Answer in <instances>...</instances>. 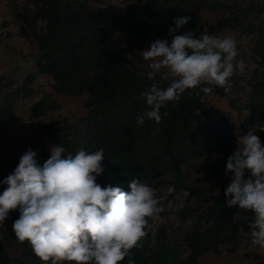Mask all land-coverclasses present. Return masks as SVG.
I'll use <instances>...</instances> for the list:
<instances>
[{
  "label": "trees",
  "instance_id": "trees-1",
  "mask_svg": "<svg viewBox=\"0 0 264 264\" xmlns=\"http://www.w3.org/2000/svg\"><path fill=\"white\" fill-rule=\"evenodd\" d=\"M7 1L10 12L0 24V44L3 37L15 35L33 43L34 49L24 60L14 62L10 74L0 75V170L5 172L0 174V194L7 188L3 181L29 148L37 151L41 166L55 144L65 148V158L80 150L103 148L102 166L120 152L117 172L141 167L134 174L147 176L153 171L159 184L156 192H167L160 197L165 207L160 219L173 218L174 224L158 226L151 250L130 254L135 264H200L207 253L219 252V246L227 242L235 246L254 213L228 206L225 190L233 174L224 173L239 137L252 130L264 143V34L257 33L251 19V12L264 13L263 2L240 0L239 6L236 0H125L115 9L105 0L96 7L83 0H0V6ZM240 9L246 14L240 16ZM203 12L210 16L204 33L230 35L237 49L243 37L233 27L246 24L247 33L254 36L257 74L246 87L233 74L228 93L207 84L188 89L178 102H166L161 108V123L145 118L144 125L138 126L137 118L149 108L142 93L153 83L146 76L149 62L140 53L158 39L170 44L168 32L177 17H192L177 34L191 30L199 36L197 14ZM12 49L24 52L16 45ZM44 78L50 79L47 87ZM156 82L162 88L170 83L159 76ZM203 87H212L213 92L204 94ZM39 94L40 99L34 100ZM219 95L226 103L225 114L214 111L213 100ZM27 99L32 102L31 119L39 123L30 137L16 122ZM6 128L11 133L5 134ZM22 139L25 144L18 147ZM149 146L157 151L154 161L146 159ZM250 176L246 170L245 179ZM170 187L175 191L169 193ZM185 190L189 196L183 207L170 212L167 203ZM19 215L18 207L0 224V264H45L27 242L22 244L15 237L12 223ZM255 258V264H264V255ZM128 260L125 257L120 264Z\"/></svg>",
  "mask_w": 264,
  "mask_h": 264
},
{
  "label": "clouds",
  "instance_id": "clouds-1",
  "mask_svg": "<svg viewBox=\"0 0 264 264\" xmlns=\"http://www.w3.org/2000/svg\"><path fill=\"white\" fill-rule=\"evenodd\" d=\"M236 1L239 6L243 4ZM239 14L246 13L240 9ZM191 19L175 18V27L168 32L171 43L158 39L140 53L149 62L146 76L153 83L149 91L142 93L149 108L137 118L138 126L144 125L145 118L161 123V108L166 102H178L188 89L207 84L228 93L233 74L241 78L245 87L257 74L258 66L254 72L249 67L250 58L255 60L254 36L247 33L246 24L233 27L243 37L237 49L230 35L214 36L200 28L199 36L191 30L177 34ZM251 19L256 22L257 33L264 34V13L251 12ZM246 38H251L249 46ZM158 76L160 81H170L166 88L156 82ZM212 87L201 91L210 94ZM213 106L215 112L225 114L226 103L221 95L213 100ZM237 144L224 173L233 174L225 190L227 204L254 213L253 219L247 220L248 234L251 244L264 250V143L250 130L238 138ZM148 148L146 159L154 161L157 151ZM49 150L51 155L41 166L37 151L29 148L15 171L3 181L7 188L0 194V224L19 207V218L12 223L15 237L22 244L27 242L45 264H120L125 257H129L128 264H135L130 254L152 249L160 226L155 221L169 218L160 219L165 207L160 198L162 190L156 192L155 172L135 175L141 167L130 169L133 173L117 172L120 152L102 166L103 148L95 152L80 150L66 158L65 148L60 145H52ZM246 170L251 172L247 179ZM174 191L172 187L168 189L169 193ZM183 196L188 197L189 192L185 190ZM179 207H174L172 201L167 203L170 212L179 211Z\"/></svg>",
  "mask_w": 264,
  "mask_h": 264
},
{
  "label": "rangeland",
  "instance_id": "rangeland-1",
  "mask_svg": "<svg viewBox=\"0 0 264 264\" xmlns=\"http://www.w3.org/2000/svg\"><path fill=\"white\" fill-rule=\"evenodd\" d=\"M86 1L87 4L91 7H96L101 4L100 0H83ZM106 2H111V6L116 8H119L122 5V2L125 0H105ZM259 0H246L248 4H251L252 2H258ZM263 2V4H259L264 6V0H260ZM10 3L7 1L5 5L0 6V24L2 20H4L10 12V9L7 7V4ZM191 9L194 10V12L197 13V8L195 6L191 5ZM200 16V30H204L207 28V22H208V16L205 12L197 14ZM1 30V29H0ZM10 40V48L8 49L7 45L9 44ZM246 45L249 46L251 44V38H246ZM16 45L18 48L23 49L24 52H18L16 50L12 49V46ZM34 49V44L30 42H26L24 40L15 39V35L9 36L7 39L6 37H3V41L0 44V75L1 74H10L16 67V61H22L24 60ZM24 64V62H21ZM257 62L250 58L249 60V67L254 72L257 67ZM44 83L46 84V87L50 85V79L44 78L42 79ZM42 94L35 95L34 100L40 99ZM30 102L29 99L25 100L23 103V107L18 111L16 114L17 116V126L22 127L24 136L30 137L31 134L36 130L37 125L39 123L37 121H34L31 119V113H30ZM72 107L66 106L62 107V110H66L68 108ZM15 124V123H14ZM16 125V124H15ZM5 134L11 133L9 128H6L4 130ZM19 144V145H18ZM25 142L22 139L17 142V146L21 147L24 145ZM18 151V150H17ZM16 150L14 153L17 152ZM206 170L208 168L205 167ZM0 174H5L3 170H0ZM156 187L159 188V184L156 182ZM167 194V192L161 193L162 196ZM185 197L183 194H178L176 198L173 200V206L179 207L181 204L184 205ZM183 207V206H182ZM182 207H179L182 208ZM173 218H167L165 221H155V225L160 226H166L168 228L169 226H172L174 224ZM235 220V218L233 219ZM232 227L228 228V231H231ZM248 231H250L249 227H243L241 230V233L239 235V240L236 243V245H233V242H227L224 245L219 246V252H209L203 258L199 261L200 264H255L258 259L255 258L256 254L264 255V250H260L257 247L253 246L251 244V237L248 234ZM233 250V251H232ZM19 250L14 251L13 254H16ZM185 256L188 258L190 255L186 252Z\"/></svg>",
  "mask_w": 264,
  "mask_h": 264
},
{
  "label": "bare ground",
  "instance_id": "bare-ground-1",
  "mask_svg": "<svg viewBox=\"0 0 264 264\" xmlns=\"http://www.w3.org/2000/svg\"><path fill=\"white\" fill-rule=\"evenodd\" d=\"M104 5V4H103ZM256 114V113H255Z\"/></svg>",
  "mask_w": 264,
  "mask_h": 264
}]
</instances>
